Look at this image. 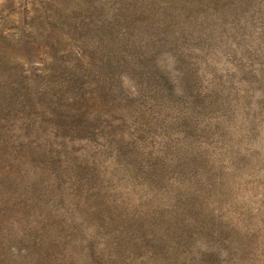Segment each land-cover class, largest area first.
<instances>
[{"label":"rangeland","instance_id":"rangeland-1","mask_svg":"<svg viewBox=\"0 0 264 264\" xmlns=\"http://www.w3.org/2000/svg\"><path fill=\"white\" fill-rule=\"evenodd\" d=\"M0 264H264V0H0Z\"/></svg>","mask_w":264,"mask_h":264}]
</instances>
